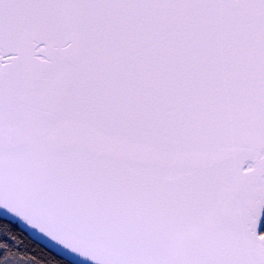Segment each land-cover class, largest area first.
Masks as SVG:
<instances>
[{
	"label": "snow or ice",
	"instance_id": "obj_1",
	"mask_svg": "<svg viewBox=\"0 0 264 264\" xmlns=\"http://www.w3.org/2000/svg\"><path fill=\"white\" fill-rule=\"evenodd\" d=\"M0 210L74 264H264V0H0Z\"/></svg>",
	"mask_w": 264,
	"mask_h": 264
},
{
	"label": "trees",
	"instance_id": "obj_2",
	"mask_svg": "<svg viewBox=\"0 0 264 264\" xmlns=\"http://www.w3.org/2000/svg\"><path fill=\"white\" fill-rule=\"evenodd\" d=\"M73 264L32 239L17 220L0 217V264Z\"/></svg>",
	"mask_w": 264,
	"mask_h": 264
},
{
	"label": "water",
	"instance_id": "obj_3",
	"mask_svg": "<svg viewBox=\"0 0 264 264\" xmlns=\"http://www.w3.org/2000/svg\"><path fill=\"white\" fill-rule=\"evenodd\" d=\"M0 217L3 218H11L15 219L18 222V225L34 240L41 243L43 246L51 250L52 252L56 253L57 255L61 256L62 258L68 260L69 262L74 264V261L78 258L73 257L70 253H67L65 249L61 246L55 244L49 238L41 234L38 230L31 228V226L25 224L23 221L19 220V218L9 214L3 210H0Z\"/></svg>",
	"mask_w": 264,
	"mask_h": 264
}]
</instances>
